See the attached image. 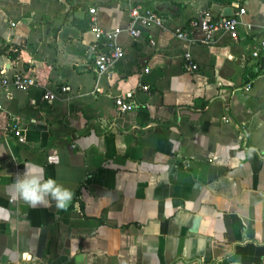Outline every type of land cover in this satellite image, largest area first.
I'll return each mask as SVG.
<instances>
[{
    "label": "crops",
    "instance_id": "crops-1",
    "mask_svg": "<svg viewBox=\"0 0 264 264\" xmlns=\"http://www.w3.org/2000/svg\"><path fill=\"white\" fill-rule=\"evenodd\" d=\"M128 2L163 26L128 36ZM90 6L119 29L109 74L91 69ZM225 6L244 8L235 39L173 36ZM263 26L264 0H0V77L33 80L0 89V264H264V55L250 54ZM139 83L136 108L116 112ZM26 163L73 190L67 210L13 199Z\"/></svg>",
    "mask_w": 264,
    "mask_h": 264
},
{
    "label": "built area",
    "instance_id": "built-area-1",
    "mask_svg": "<svg viewBox=\"0 0 264 264\" xmlns=\"http://www.w3.org/2000/svg\"><path fill=\"white\" fill-rule=\"evenodd\" d=\"M128 16V26L125 31L131 38L141 35L139 27L155 26L162 27L164 19L157 11L140 3H126ZM95 8L90 6L87 8L88 28L94 36V40L88 45L87 52L91 58V69L96 74H109L116 60L123 56L122 48L116 44L115 37L119 29L104 31L96 24ZM244 13L243 7H238L235 14L230 16H213L207 11L200 12L198 16L188 19L184 25L176 26L172 29L174 37L192 41V34L200 32L201 38L199 42L208 43L215 33L227 34L231 39L237 37V30L240 24V15ZM264 30V26H263ZM152 43V40H149ZM250 54L254 57L264 55V37L258 43L253 45ZM182 67L185 71H192L197 68L188 56H184ZM261 77L264 82V68L261 71ZM33 84V80L27 77L15 75L10 79L0 77V89L11 87L13 89L25 90ZM249 84H245V89ZM137 89L148 90L145 83H139L136 88L121 92L112 98L113 106L116 112L122 113L136 108L137 104L134 100V95ZM51 97L49 92L42 94V99L47 100ZM3 107L0 103V110ZM13 135L16 136L18 142H23L24 137L21 133L20 118L17 115L11 116L6 125Z\"/></svg>",
    "mask_w": 264,
    "mask_h": 264
},
{
    "label": "clouds",
    "instance_id": "clouds-1",
    "mask_svg": "<svg viewBox=\"0 0 264 264\" xmlns=\"http://www.w3.org/2000/svg\"><path fill=\"white\" fill-rule=\"evenodd\" d=\"M57 162V156L48 157L49 164ZM24 167V172L17 174L13 181V199H20L32 208L54 206L57 210H67L74 196L73 190L46 177L45 169L36 163H26Z\"/></svg>",
    "mask_w": 264,
    "mask_h": 264
},
{
    "label": "water",
    "instance_id": "water-1",
    "mask_svg": "<svg viewBox=\"0 0 264 264\" xmlns=\"http://www.w3.org/2000/svg\"><path fill=\"white\" fill-rule=\"evenodd\" d=\"M234 12L231 7L225 6L222 8L219 16H230L233 15ZM69 138L68 137H61V138H51L50 142H53L57 145H61L63 142L67 141Z\"/></svg>",
    "mask_w": 264,
    "mask_h": 264
},
{
    "label": "trees",
    "instance_id": "trees-1",
    "mask_svg": "<svg viewBox=\"0 0 264 264\" xmlns=\"http://www.w3.org/2000/svg\"><path fill=\"white\" fill-rule=\"evenodd\" d=\"M18 53V50L14 47H10L8 52H7V55L11 58L15 57Z\"/></svg>",
    "mask_w": 264,
    "mask_h": 264
}]
</instances>
